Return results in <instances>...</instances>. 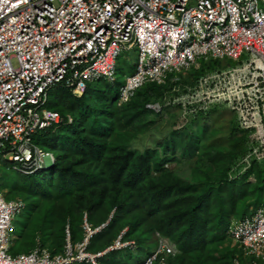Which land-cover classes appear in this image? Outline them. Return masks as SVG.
Here are the masks:
<instances>
[{"label":"built area","instance_id":"2783aa9c","mask_svg":"<svg viewBox=\"0 0 264 264\" xmlns=\"http://www.w3.org/2000/svg\"><path fill=\"white\" fill-rule=\"evenodd\" d=\"M131 51L136 69L120 87L121 105L148 84L179 85L181 77L174 74L199 70L200 60L243 58L178 89L169 104H177L183 116L229 109L258 143L241 165L264 161V0H0V166L25 176L54 167V155L32 141L63 122L44 107L49 92L62 86L82 97L89 84H113L121 56ZM147 108L158 113L162 107ZM26 208L0 190V264H100L107 253L138 248L123 230L103 252H90L91 239L110 221L93 227L86 219L82 241L72 245L67 229L61 253L38 241L37 248L13 255V221ZM226 235L242 248L244 260L264 264V205L233 219ZM157 238L156 250L142 264H170L181 254L168 238ZM234 264L245 263L235 257Z\"/></svg>","mask_w":264,"mask_h":264},{"label":"trees","instance_id":"16d2710c","mask_svg":"<svg viewBox=\"0 0 264 264\" xmlns=\"http://www.w3.org/2000/svg\"><path fill=\"white\" fill-rule=\"evenodd\" d=\"M127 71L126 65L119 60L117 81L113 84L104 80L92 83L93 91L92 86H89L82 97L74 96L70 90L62 86L54 88L59 97L56 105L63 109L61 116L64 121L60 126L41 133L42 137L46 141L48 140L58 159L56 167L44 173L48 174L47 181L48 183L51 182V185L47 186V182L43 183L38 175L23 176L17 172H14L15 175L10 180L14 184L15 190H20L27 194L30 199H33V203L29 206L28 220L35 219V221L39 220L40 222L35 226L34 231H44V224L50 220L45 221L42 215V217H36L43 205L55 211L50 214L53 218L55 213L61 212L58 220L62 224V233L66 227L65 217H78L82 210L89 211V205L91 207L89 218L86 216L84 219L86 218L93 227L105 223L110 218L111 212L115 210L109 225L91 240L89 249L93 252L104 250L110 246L120 232L117 229L118 232L115 233L116 228L122 225L123 221L125 223L126 219L130 217L134 219L131 230L127 229L125 239L137 241L138 248L134 252L117 251L109 253L107 257H112L115 264H129L132 259L135 260L133 264H142L145 258L150 255L147 254L149 253L148 250L153 243L158 242L157 238L154 240V238L133 237L136 232L133 226L140 223L146 224L150 219H154V224L159 230L157 232L173 241L181 252L172 260L173 264H184V260L187 258L190 259L191 264H209L210 262L234 264L233 260L226 262L228 255L224 251H219L222 242L227 237L226 229L230 224L225 214L229 211H235L238 193L241 192L242 196H246L249 183L245 181L250 175H254L256 178V183L253 186L254 207L264 205V162L261 164L257 161L252 162V168H249L243 179L237 181L240 183L238 188L235 187V182L228 180V172L215 181L217 187L213 186L214 192L212 189L199 191L194 183L187 182L178 175L169 178L168 170L165 168L168 162L176 158L178 152H183L185 157H189L194 155L200 146L202 140L200 135L196 132L187 133L188 129H194L192 124H189L182 132L175 128L172 139L166 144L157 143L156 147L149 146L144 152L130 148L129 144L123 145V142L111 143L110 139L115 133L116 127L114 117L116 109H121L124 113L128 127L146 114L157 117L161 115L160 112L156 113L147 108V105L159 103L157 99L168 88V84H148L138 90L135 98L124 104V108H121L116 101L119 100L120 87L124 84H122L121 79L129 73ZM204 74V72H200L197 79ZM181 81L182 79L179 83H182ZM98 86H106L107 91L98 89ZM95 91L100 96L101 94L104 95V97H100L101 100L108 99L112 102L101 107L90 104L88 101L89 94ZM71 113L76 114V119L74 118L75 120L73 119V123L70 124L67 120L70 115L67 114ZM210 113L211 111L201 112L199 116H208ZM193 119L194 117H191L190 122L194 123ZM87 130L90 133L88 137ZM241 132L244 138L239 141V145H242V149L239 146V153L232 157L231 161L240 160L248 151L245 145L248 133ZM216 152L213 153L215 159H222V154ZM88 161L93 163L94 168L86 173L84 172V164ZM54 177L58 178L55 183L51 181ZM220 181L225 184L222 185ZM1 184L0 177V186ZM224 194L229 198L230 208H225L223 205L222 196ZM213 195L217 196L216 201L220 204V216L214 224L211 223L212 217L209 211ZM108 200L114 201L111 208H116L107 214L108 216L104 214L101 220H96L94 223L93 216L99 217L98 215L102 212L105 204H108ZM58 207L59 212L57 211ZM251 209L248 207V209L243 210L237 219H243ZM35 210L38 211L35 212ZM49 213L51 212L49 211ZM80 216H82L80 229L74 228L73 230L74 221H69L73 242L74 240L81 241L84 237V215L80 214ZM51 228L52 225L47 230ZM78 232H81L79 237ZM44 242L43 240V246H48L53 253H61L66 244V233L58 241L52 242V246L57 244L58 250H54L52 246L46 245ZM211 245L217 246V251L221 255L220 258L212 257V251L209 252ZM10 252L16 255L12 249ZM122 255L129 261L124 258L123 262L117 260V263L114 257H122ZM109 263L114 264L108 260L106 264Z\"/></svg>","mask_w":264,"mask_h":264},{"label":"rangeland","instance_id":"374dc122","mask_svg":"<svg viewBox=\"0 0 264 264\" xmlns=\"http://www.w3.org/2000/svg\"><path fill=\"white\" fill-rule=\"evenodd\" d=\"M135 56H136L135 52L131 51L129 53L123 54L120 58V62L126 65V68L128 69L127 72H129L128 74L135 72L136 69V64L134 63ZM241 60L238 62L232 59H225V60L212 61L211 63H206L203 60H200L201 68L199 70L193 68L190 72L185 73L184 75L174 74L176 77H181L182 83H178L179 85L173 84L171 82L167 83L168 84L167 90H165V92L158 98L160 100L157 99V101L162 107L161 110L159 111L161 115H158L157 117L155 116L151 117V115L146 114L142 118L135 120L133 124L128 127L124 113H122L121 109H116V112L114 114V117L116 119L115 133H113L110 142L111 143L115 141H118V143L123 142L122 143L123 145L129 144L130 148L138 149L141 152H144L149 146L156 147L157 143L166 144L169 140L172 139L174 130L179 129L178 131L182 132L189 124H192L194 129L193 130L188 129L187 133H195V132L198 133L200 135V138L202 139L200 141V146L197 148L194 155L189 157H185L183 155V152H178L177 155L175 156L176 158H174L165 165L166 170H168L169 178L178 175L183 180L194 183V185L197 186L199 191L212 189L214 192L215 189L213 186L217 187L215 181L225 176L229 172L228 180L235 182V187L238 188L240 183H238L237 181L243 179V177L246 175L247 171L249 170L248 167H250L251 169L253 165V163L250 164V166L248 167L245 164L241 165V160L244 158V156H246L250 151H252V149L256 147L258 144L255 141L252 133L239 128L236 118L237 116L227 108L219 107L215 109L214 107L209 110L211 111V113L208 116H203L204 117L203 118L199 116V114L191 115V116H183L181 113V109L178 107L177 104L170 105L169 103H173V100L179 96V94L177 93L178 89H181L179 91L181 92L185 87H188L190 84L193 85L197 80V76L200 74V72H204L206 74L208 72L215 71L218 69L235 67L239 63H241ZM124 78L125 77H122L121 79L122 84L124 83ZM89 86L91 87L92 85L89 84ZM98 89H102V91L105 92L107 91L106 86H98ZM55 91L56 90L53 89L49 92L48 102L44 107L47 109L55 110L60 115H62L61 113L63 112V109L60 106L56 105L58 103L59 97L58 94L55 93ZM92 91H93V86H92ZM100 97H104V95L101 94L100 96V94L95 91L89 94L88 101L90 104L95 105L97 107H101L102 105H106L112 102L108 99L101 100ZM116 102L119 107L124 108V106L123 105L121 106L118 100ZM163 109L165 110L163 111ZM67 115H70L73 119L74 118L76 119V114L74 113ZM191 117H194L193 119L194 123L190 122ZM241 131L248 133L245 142L248 151L240 158V160L231 161V158L235 157V155L239 153V146H241L242 149V145H239V141L244 138L243 133ZM89 135L90 133L87 130V137ZM32 141L35 145H37L41 149L45 151H51L55 154L54 150L49 145L48 140L46 141L45 138L42 137L41 133L34 135ZM216 151L222 154L223 156L222 159H215L213 153H217ZM257 159L261 160V158H257ZM253 162H256V160H254ZM263 162L264 161L260 162V164ZM62 163L63 165H65L64 162ZM93 168H94L93 163H91L90 161L84 164V172L86 173L92 171ZM0 171H1L0 177L2 181L0 190L4 192L5 198L7 200H22L26 202L28 205L27 209L29 211V206L31 205V203H33V199H30L27 194L21 192L20 190H15L13 188L14 184L10 182L12 177L15 175L13 170H8L7 167L4 168L3 166H0ZM38 177L41 179L43 183L47 182V186L51 185V182L48 183L47 181L48 174H44V175L40 174L38 175ZM51 181L55 183L58 181V178L54 177ZM245 182L249 183V186L247 188L248 192L246 193V196H242L241 192L238 193L239 197L237 198L236 201L235 211L234 212L229 211L226 212L225 214V216L229 219L230 222L233 219L240 217L241 213L243 212V210H246V208L248 209L249 207V209L252 208L253 210L256 208L254 207L255 198L253 196V191H254L253 186L256 183V178L254 175H250L248 176ZM220 183L222 185L225 184L224 182L221 181ZM216 197L217 196L213 195V199L210 201V206H209L210 216L212 217L211 218L212 224H214L220 216V204L217 203ZM223 199H224L223 205L225 206V208H230L229 207L230 204H228L229 198L227 197L226 194L222 196V200ZM108 201H109L108 204H105L104 208L102 209V212H100V215H98L99 217L93 216L95 220L94 223L96 222V220L97 221L101 220L104 214L106 215L110 214V212L114 208H116V207L111 208L113 206L114 201L111 200ZM43 206L39 209V211L35 210V212L38 211L36 217L43 216L45 221L50 219L49 221H46V223L44 224L45 226L44 231L42 230L41 231L39 230L38 232L34 231L35 226L38 223L40 224V222L39 220L35 221V219L28 220L27 209L14 219L13 230L10 233L13 239V242L11 244V249L14 252V254L26 253L32 250L33 248H37L39 246V243L41 246H43V240L45 241L44 243H46V245L52 246L53 244L52 242H56L58 241V239H61L64 233H66L67 229L71 231V226L69 225L70 220L74 221V226H72L73 230L74 228L80 229V223H81L80 219L82 217L80 216V214L84 215L83 219L86 216L89 218L90 208H91L88 205L89 211L82 210L79 213V216L75 218L66 216L65 217L66 227L64 228V233H62V229H63L62 224L58 220V218L61 216V212H59L60 210L59 207L57 209L59 213L58 214L55 213V217L53 218L52 215L50 216V214H52V212L55 211H52V208L49 209L48 206H44V207ZM49 211L51 213H49ZM114 212L115 210L111 212L109 217L111 215L114 216L115 214ZM109 219L106 222H109ZM133 224H134V219L130 217L126 219L125 223L123 221L122 225L116 228L115 233L117 229L120 230V232L124 229L131 230V226ZM50 225H52V228L47 230V228L50 227ZM133 228L136 230V232L133 235L134 238L136 236H139L140 238L142 237H146L150 239L154 238L155 240L156 235H154V233L159 231L154 224V219H150L146 224L140 223L138 225H134ZM80 233L78 232V237ZM78 242L80 241L74 240L73 242L74 244L72 242L71 243L75 245ZM157 245L158 242L153 243L150 246V249L148 250L149 253L147 254L148 255L152 254L156 250ZM52 247L54 250H58L57 244H55V246ZM209 250H210L209 252L212 251L211 252L213 253L212 257L215 258H220L221 255L219 251H224V253L228 255L225 260L226 262H230L235 257H237L240 258V261L242 263L246 264L247 261L249 264L252 263V259H250L249 257H247L245 260L243 259L244 255L242 248L239 247L238 244L234 243L228 236L222 242L219 251H217V246L215 245L214 246L211 245ZM116 258L114 257L116 261L119 260L123 262L122 260H124V258L126 257L122 255V257H116ZM174 259L170 260V264H173L172 260ZM108 260L112 261V263L115 264V261L113 260L112 257H107L103 260H100L99 262L100 264H106ZM126 260L129 261L128 258H126ZM134 261L135 260L132 259L131 262H129V264H133ZM184 262H185L184 264H191L189 258L185 259ZM209 264H214V263L210 262Z\"/></svg>","mask_w":264,"mask_h":264},{"label":"clouds","instance_id":"9594fccd","mask_svg":"<svg viewBox=\"0 0 264 264\" xmlns=\"http://www.w3.org/2000/svg\"><path fill=\"white\" fill-rule=\"evenodd\" d=\"M63 118V117H62ZM69 118H72V117H68L67 118V120H68V123H70L69 122ZM237 118V117H236ZM72 120H73V118H72ZM63 121H64V119H63ZM72 123H73V121H72ZM71 124V123H70ZM61 125V124H60ZM60 125H57L56 127H58V126H60ZM55 128V127H54ZM51 129V128H50ZM48 130V129H47ZM46 131V130H45ZM42 132H44V131H42ZM41 132V133H42ZM48 152H50V153H52L53 155H54V157H55V159H56V164H55V166L54 167H52V168H50V169H48L47 171H44V172H42V173H37V174H33V175H40V174H44V173H47V172H49V171H51V170H53L55 167H56V165L58 164V159H57V156H56V154H54L53 152H51V151H48ZM257 162H259V161H257ZM260 163V162H259ZM8 166L9 165H4L3 167L5 168V167H7L8 168ZM8 170H13V169H8ZM13 172H15L14 170H13ZM23 176H25V175H23ZM29 176H32V175H29ZM26 203V202H25ZM26 205H27V203H26ZM27 208H28V205H27ZM26 208V209H27ZM27 211H28V209H27ZM26 211V212H27ZM26 214V213H25ZM113 218V216L111 215L110 216V219H109V221L111 220ZM85 220H86V218H85ZM84 220V221H85ZM124 230H127V229H124ZM161 234V233H160ZM97 235V234H96ZM162 235V234H161ZM162 236H164V235H162ZM164 237H166V236H164ZM84 238V237H83ZM82 238V239H83ZM156 238H157V234H156ZM166 238H168V237H166ZM169 239V238H168ZM92 240V239H91ZM157 240H158V238H157ZM170 240V239H169ZM82 241V240H81ZM80 241V242H81ZM171 241V240H170ZM80 242H78V243H80ZM173 242V241H172ZM72 243H73V241H72ZM137 243V242H136ZM174 243V242H173ZM74 244V243H73ZM72 244V245H73ZM175 244V243H174ZM76 245V244H75ZM74 245V246H75ZM89 245H90V243H89ZM89 245H88V250L90 251V252H93V251H91L90 249H89ZM176 245V244H175ZM105 250V249H104ZM104 250H101V251H97V252H103ZM120 251H130V250H120ZM63 252V251H62ZM97 252H93V253H97ZM114 252H117V251H114ZM110 253H112V252H110ZM109 253H107L105 256H103L100 260H103V259H105L106 257H107V255H108ZM99 260V261H100ZM234 260V259H233ZM83 264H85V263H83Z\"/></svg>","mask_w":264,"mask_h":264}]
</instances>
